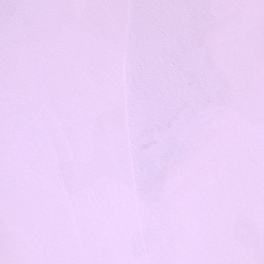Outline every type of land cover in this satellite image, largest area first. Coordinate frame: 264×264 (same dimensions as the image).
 Listing matches in <instances>:
<instances>
[{"label": "snow or ice", "instance_id": "snow-or-ice-1", "mask_svg": "<svg viewBox=\"0 0 264 264\" xmlns=\"http://www.w3.org/2000/svg\"><path fill=\"white\" fill-rule=\"evenodd\" d=\"M0 264H264V0H0Z\"/></svg>", "mask_w": 264, "mask_h": 264}]
</instances>
